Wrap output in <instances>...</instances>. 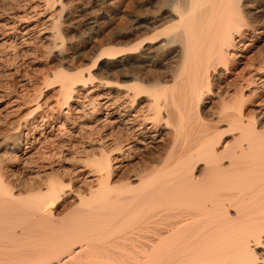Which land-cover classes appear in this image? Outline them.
<instances>
[{
  "label": "bare ground",
  "instance_id": "1",
  "mask_svg": "<svg viewBox=\"0 0 264 264\" xmlns=\"http://www.w3.org/2000/svg\"><path fill=\"white\" fill-rule=\"evenodd\" d=\"M125 1L86 71L70 65ZM74 2L0 20L3 46L48 26L39 40L68 64L43 75L51 104L33 84L4 144L21 161L0 158V264H264V57L236 71L264 0ZM63 129L77 141L61 149Z\"/></svg>",
  "mask_w": 264,
  "mask_h": 264
},
{
  "label": "rangeland",
  "instance_id": "2",
  "mask_svg": "<svg viewBox=\"0 0 264 264\" xmlns=\"http://www.w3.org/2000/svg\"><path fill=\"white\" fill-rule=\"evenodd\" d=\"M37 1L39 2L41 0H33V1L32 0H0V2H1L0 3V20L2 22L11 20L12 13H16L18 9H19L18 11H20L22 9V8H19L20 6H22L23 4H25V6L32 5L33 3L36 4V3H38ZM74 1H76V0H73V3L75 4ZM84 1H87V0H84ZM125 3H123L121 5L120 10L118 11L119 14H116V16L113 17L114 19L113 18L111 19L109 28L106 26L105 23L103 24V23L99 22V24H100L99 26L101 28H99L98 33L89 35V37H90L89 41H87L86 43L82 44V46L79 48V51H78V54H77L78 57H77L76 54H75L76 56L74 55L75 58H71L70 57V61L68 62V63H70V65L71 64L74 65L76 69H80V66L82 67V65H83V67H82L84 69L83 71H86L85 69L87 67H89V64H90L88 60L91 57L90 55H92V53H91L93 51L92 49H94L95 47H103V46H105L106 45L105 44V42H106L105 41L106 40L105 39L106 38L105 34L108 32L109 29L116 28L119 24H121L120 22L123 21V19H124V18H122L123 15H124L123 14V9L126 8L125 6L127 5V1H125ZM3 5L5 7L8 5L7 7H10V8L2 9L4 7ZM75 9L76 8H72L71 9V12H73L72 14H76L77 13V11ZM95 9H97V8H95ZM1 10H2V12H1ZM92 11H96V10L93 9ZM8 16L10 17L9 20H8ZM124 20L126 21V19H124ZM42 27L43 28L45 27L47 30H49L48 26L39 25V27L38 26L36 27L35 31L33 30L31 33H29L28 35L25 36V35H21L20 34L21 33L20 32L21 28H18V26H15L12 29L13 31L9 30L10 33L8 32V34L5 36V38L7 40L5 41L4 46H3V43H2L3 40L0 41V53L1 54L3 53L2 55H0L1 56L0 60L2 59L1 62H0V153H2L5 150V147H7L9 141L12 138L10 136H11V133H12L11 132V128L13 127V125L16 123V121H19L23 117H25L24 115H26V113L33 106L32 104H34V102H35V101H30L32 99H35V93L36 92L33 91V88H32L33 84L35 86L37 85L36 87L34 86V88H37L38 90H40L41 95H42V96L40 95V98H38L39 99L38 100L39 103H42V104L44 103L45 104V102H46V104L47 103L51 104V102L54 99H56V97L58 96V93L56 91L57 90V86H55V84H53L54 86L52 84H48V82L45 81V82H47V85H46V83L43 82V80H45L44 79L45 74L46 75L48 74L49 79H51V77H52L51 75H52V73L54 71L58 70L62 66L66 67L68 64L65 66V64H63L59 60V58L53 57V56H52L53 57L52 58L51 56H48L49 55L48 47L46 46L45 42L39 40L38 34L36 32L39 28L43 29ZM77 31L78 32H82L80 29H77L74 32L73 31L68 32V34H67L68 41H71L72 44L74 43L75 45L80 44L79 40L77 38V34H78ZM258 36L259 35L257 33H255L253 35L254 38L250 37V41L249 42L250 43L253 42L252 43V47H249L248 50L245 53H243L242 57H240L241 58L240 60L242 62L241 61H240L241 63L239 62V65H237L238 68H237L236 71H239L241 73H243L245 71H248L249 70L248 68L249 67L251 68V64L250 63H252V62H253V64L254 63H258L259 61H261V59H263L262 57H264V36H262V38H259V39L257 38ZM8 42H9V44H8ZM11 42H13V43L11 44ZM7 49H8V51H6ZM45 50H47V51H45ZM1 51H3V52H1ZM11 52H13V54ZM259 53H261V54H259ZM70 54L71 53H69L68 55H70ZM255 57H257V58H255ZM249 58H252V59L249 60ZM251 60H253V61H251ZM59 61H60V63H59ZM61 64H62V66H61ZM246 66H247V68H246ZM47 68H49V69H47ZM243 69H245V70H243ZM15 70L16 71L18 70L17 75H15L13 73V71L15 72ZM43 75H44V77H43ZM48 77H47V79H48ZM23 79L26 80V83H27L26 86L25 85H20L21 81ZM38 84H39V86H38ZM44 109L45 108L42 107V111ZM27 131H28L27 129H23L22 130L23 135L25 133H27ZM32 133L33 134H37V131L33 130ZM62 134L63 135L61 136L60 139L61 140H66V144L61 149H64V148L68 147L67 143L69 144V143H74L75 141H77V137L76 136L74 137L72 135L70 136L67 133L66 130H64V132ZM5 137H7V138H5ZM2 140H4V142ZM5 143L7 145H4ZM75 147H77V145ZM6 154L7 153H4V152L2 154H0V158L2 157V155L6 156L8 158L11 157V155L9 156V154H7V155ZM18 154H19V152H18ZM20 159L21 158L19 157V158H16V160H15L13 157H11L10 160H8V159L7 160H8V163L10 164V166L13 169L16 170L18 168L19 170L17 169L16 171H20V168H19L20 164L18 165V163L21 161ZM55 162H54L55 167H58V165L60 164L59 163L60 161L56 160Z\"/></svg>",
  "mask_w": 264,
  "mask_h": 264
}]
</instances>
